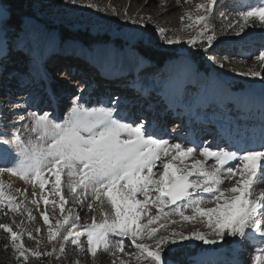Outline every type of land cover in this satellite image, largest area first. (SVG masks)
<instances>
[{
	"label": "snow or ice",
	"instance_id": "1",
	"mask_svg": "<svg viewBox=\"0 0 264 264\" xmlns=\"http://www.w3.org/2000/svg\"><path fill=\"white\" fill-rule=\"evenodd\" d=\"M68 2L76 4L77 0ZM216 3L217 0H207L197 5V11L203 14L195 19L190 14L187 16L191 23L184 31L190 30L195 36L186 43L193 48L207 51L212 47L216 36L209 28V20ZM35 6L36 0H29L28 7ZM87 6L96 7L94 4ZM14 9L11 0H0V78L4 80L9 76L18 79L10 70L9 59L12 50L20 46L19 32L30 28L35 19L34 13L26 15L18 31L13 33V28L17 27ZM237 16L238 35L250 22L264 25V0L244 7ZM181 19L183 21L184 17ZM158 32L165 36L168 45L182 43L179 37L167 38L164 28H159ZM126 42L135 52L137 67L148 64L156 55L152 51V37L146 34L130 35ZM178 51L174 50L173 54ZM257 59L264 62V52ZM31 63L27 75L34 91L29 95V104L38 108L27 111L28 121L21 125L26 138L0 132V174L10 173L33 187L38 185L43 204H52L53 215L58 207L60 217L52 224L47 209L41 214L48 226L49 242L58 241V247L54 245L51 251L26 247L22 227L17 232L10 224L0 223L20 264H29L30 257H52L54 253L59 260L66 254L69 243L81 248L80 237L73 231L80 220L74 209L80 205L94 210L97 202L103 221L98 223L93 217L92 224L83 229L88 252L93 258L97 257L98 250L117 257L125 251V241L130 240L138 262L178 264L172 259L177 251L174 245L183 241L223 244L227 236L233 238L228 242L238 249H243L245 242L255 245L252 264H264V191H254L257 186L264 185V135L258 143L246 142L245 147L235 150L169 141L157 135L151 120L131 111L128 97L113 93L103 101H92L91 97L85 99L87 93L75 94L70 103L64 104L57 94L43 87L47 74L40 70L36 61ZM238 74L264 80V75L255 70ZM57 106L62 108L59 116ZM14 141L18 148L15 155L10 148ZM196 156L204 160L195 159ZM188 160L194 161L190 171L185 165ZM208 161L212 163L206 167ZM225 181L234 183L225 188L222 187ZM49 184L59 201H50L43 195ZM64 185L73 198L67 215L69 200L64 194ZM32 196H37V192L33 191ZM31 202L38 204L36 199ZM105 203L110 205L111 213L104 210ZM210 203L216 206L203 207ZM22 207L11 189L6 194L4 183L0 182V213L20 212ZM153 208L155 215L151 211ZM186 211L193 215H185ZM28 215L34 219L31 212ZM197 219H204L211 232L192 231L185 235L173 227ZM170 228L169 235L162 234ZM27 236L34 239L30 231ZM144 241L154 243L149 245ZM4 247L8 248V244ZM113 264L127 262L116 259ZM235 264L244 262L237 260Z\"/></svg>",
	"mask_w": 264,
	"mask_h": 264
},
{
	"label": "rangeland",
	"instance_id": "2",
	"mask_svg": "<svg viewBox=\"0 0 264 264\" xmlns=\"http://www.w3.org/2000/svg\"><path fill=\"white\" fill-rule=\"evenodd\" d=\"M126 1L127 0H77L76 4H72L68 2V0H36L35 8H30L29 14L34 13L35 15V19H33L31 23H46L48 25V28L45 24L43 25V27H45L51 35L55 34L56 36H54V41L44 42L42 39H39V44L36 45L34 43H31L26 47L30 51H34L37 48V50H40L45 53L47 57L50 56V59H63L64 64H59L62 67L60 68L59 66L58 71H55L53 73L51 72L52 80H56L58 76L63 77L62 81H56L57 85H61L66 80V78H69L68 82L66 83H72V79L80 80V83L77 82V84L79 83L78 86L77 84H75L76 88H71L69 86L68 90H70V93H68L69 91L65 90L64 88L57 87V85L55 84L56 93L59 92L61 94V91L65 90V95L63 96H66V101L63 102L64 104L70 103V98L73 95L81 94L78 89L82 88L81 86L87 84L88 80L86 79L87 75L85 71L88 66H91L90 64L96 65L97 67H99L100 70V66L90 62L92 60L86 58L87 56L82 57V59L84 61L88 59V62H90L88 66L83 67L81 65V68L77 67L75 71H69V67L73 65L71 64V62L68 61H71L72 58L79 57V54L83 56V53H95L98 47L113 44L116 47L118 46L117 48L115 47V49L120 52L121 56L126 57L127 60H131L133 64H136L134 59L135 52L132 46L126 42V37L131 35L132 28L136 30L148 29L151 30L152 33V35L150 36L152 37L153 41L152 48L174 55L176 58L171 61H175L177 59H180L181 57L186 56L196 66V74L200 83L198 85L200 92L196 97L195 103L191 105L193 106V109L191 113H189L190 117H198V119L200 120L201 118H203L204 121H208V119L217 120L219 118L220 120H223L225 118L230 123L236 122L237 124H243L244 126L248 125L249 119H251V121H254L256 123V125L254 126H264V91H258L254 89V85L252 84V79L254 78L252 76H241L238 74L241 72H248L249 70L255 69L256 71L258 70L262 75H264V62H261L259 59H257V57L262 52H264V25L260 24L259 22H250L247 26H245L244 31L238 35L237 31L239 25L236 23L239 20V17L237 16L238 11L243 10L244 7L259 4L261 0H247L246 4H242L238 0H217V3L213 8L212 16L209 20V28L211 31L215 32L216 38L213 41L212 47L208 48L207 51H204L198 47L193 48L192 46L188 45L186 41L190 38H193V36H195V33H192L190 30L188 32L184 31L187 25L191 23V21L187 19V16L190 14L193 19H195L198 15L203 14L197 11V5L205 4L207 3V0H190V2L189 0H170L171 4L173 5V8H177L174 10V15L172 14V11H170L166 15H159L157 11L160 7H158L157 5L155 7L150 6L149 8H144L142 5L140 8L135 7L137 4L139 5L144 3V6H147L153 2L156 3L155 0H131V7L129 6V4H125ZM88 4H94L96 5V7L90 8L87 6ZM113 9L115 10V12L113 11ZM182 17H184L183 21L181 19ZM240 22L242 23V21ZM229 25L232 26L230 27ZM54 27H58L57 29H60L61 27L71 32H81L89 34L93 38L104 39L105 41H108V43H103L92 47H86L85 45L78 42H65L60 38L61 36L59 32L56 31ZM53 28L55 30H53ZM159 28L165 29V35L167 36V38H172L173 36H176L182 40V43L178 45H168L166 43L165 36H161L159 34ZM13 33L16 32L13 31ZM24 39H27L26 33L24 31L19 32V40L22 41ZM251 42L255 43L256 45ZM38 45L41 46V49H38ZM251 46H256L257 52H255V49L253 47L252 49H250ZM108 49L111 50L110 48ZM88 50H90L91 52ZM174 50L179 51L176 54H173ZM71 54L73 57L66 56ZM10 57H12V55ZM107 58H109V60L106 61L105 66L109 68L115 67L114 62L116 56L114 55V53H109L107 55ZM11 59L15 60L13 58ZM27 60L36 61L35 58L31 57H28ZM54 62L55 61L53 60V64L57 65ZM14 63L15 62H13L12 64ZM16 64H18L17 66L20 72L22 73H26L27 70H29V67L27 65L32 66V64L29 63L27 65L22 64L21 61ZM254 64L256 65L253 68ZM10 65L11 64L9 63V66ZM221 65H223V67H221ZM14 68L15 67H11L10 69L15 70ZM165 70V67L159 68L155 64L149 62L138 71L139 76H141V81H138V83L135 82L134 85L138 86V84H142L143 88L141 89L147 90L149 88H152L148 87V85L153 84V95L158 98H162L168 92H173L172 95L170 94V97L174 99V96H176V99H174L176 100V103H174L173 107L176 112L175 114H177L179 118V115L181 113V110H179V101L183 100L182 96H184V94L187 96L190 94V92H193L192 90L194 88L187 86L183 89L184 93L169 89L164 92L162 88L170 81V74L168 71ZM68 72H74L73 74H78V76L73 77ZM215 73L217 74V81L210 79V77L214 76ZM83 78L85 80H83ZM3 80L4 79L0 78V81L3 82V89L5 88L7 91L10 92V86H14L12 80L9 77L6 79L7 82ZM28 81L29 77L23 80L22 82L27 83ZM101 82L102 81H98L99 84H101ZM111 83L113 85V87H111L113 91L110 92V95L114 92H119L118 94L122 96L123 94L129 92L130 87L127 81L120 86L118 85L117 88L122 89L121 92L120 89L116 90L114 88V81H112ZM205 83H209L207 94L206 87L203 86ZM64 84L62 85L64 86ZM183 84L184 82L181 81L180 85L183 86ZM218 87H220L221 89H219ZM262 88H264V85H262ZM228 89L232 91V93L230 94V99H228L226 96V92L229 93ZM29 90L30 89H28L27 91ZM96 92L98 94L100 93V96L104 93L103 89H98V91H95L93 93L96 96ZM3 93L7 94L8 101L10 100L9 98H12V96L15 95L11 93L9 94L8 92ZM23 93L24 89L19 88V91L16 94ZM66 93H68V95H66ZM82 93H84V90L82 91ZM5 94L1 98V100L6 98ZM24 94L20 97H23ZM245 94H248L249 96L251 95L253 97L254 102H250L249 100H244L243 102H240L242 99L241 97ZM95 95H92L94 96L93 99L100 98L99 95V97L97 96V98ZM239 95L241 96L238 100ZM13 99L14 102L10 106L12 110L9 111L8 115L12 116V123L14 125L11 127H5V124H0V132H5L4 130H6L5 133H8L9 136L15 134L19 135L21 138H26L25 129L21 127V125L26 124L28 121V117L26 116L27 111L36 110L38 106L34 105L33 107L27 108L24 104L18 103L16 97ZM21 99L23 102H25L26 99H29V96L25 99ZM230 100L232 102V106L230 105V103L228 104ZM236 100L240 103V105L236 102ZM168 102H170L172 105V99H170ZM168 102L165 101V103ZM3 103H5L3 107L6 108V100ZM148 103L149 102H146V106L142 108L143 110H145V112L141 113V115L147 117V115L151 114L154 119L155 117L157 120L160 119V114L163 112V109L161 110V108L165 109V106H153L151 105L153 104V102H151V104L147 106ZM243 104L245 105V113H248L250 118H248V116H246L245 113L242 111ZM132 106H134V104H132ZM204 108L207 110L205 112L203 111L205 113L203 115L201 114L203 113L201 111ZM150 110L153 112H151ZM195 110L197 111V113H195ZM59 111H61V108L59 109ZM254 111L256 112L255 114L252 113ZM239 114H241L242 118L245 117V119H240ZM141 115L139 114V116ZM168 115L173 117L174 114L170 113ZM151 116L149 117L151 118ZM206 116L213 118L206 119ZM150 118L148 119L150 120ZM169 119L171 118L169 117ZM0 120L1 122L3 121L2 119ZM169 121L170 120H167V122ZM173 122L168 123L167 125V129L169 128L170 132H172L174 129ZM201 124L202 122H200V125ZM153 129L154 131H156V126ZM202 129L203 128L201 127V131ZM209 131L210 134L213 131V128L211 127ZM239 136L240 139H242L243 141L248 140L249 142L254 143H258L260 141L259 139H261V136L257 138L258 135L249 136L244 132H241ZM188 141H190V139ZM200 144L203 143L200 142ZM10 148L13 154L15 155V153L18 151L17 142L14 141L13 144L10 145ZM221 148L225 149V147ZM195 159L204 160V157L196 156ZM193 162V160L185 161V165H187V169L189 171L191 170V165ZM211 163L212 161H208L206 167ZM177 164H179V162H177ZM185 165L179 166L184 167ZM63 179H66V177H64ZM0 182H3L5 185L6 194L8 193L10 188L11 191L17 197V203H21L23 205L20 212L9 211L7 212V215L0 213V223L10 224L13 230L17 232H20L22 227L24 230L23 242L25 243L26 247H38V249L41 251H51L54 245L58 247V241L49 242L48 226L44 224L41 215L47 209L50 216V222L52 224H55L56 219L60 217L58 207L56 209L55 215H53L52 204H49L47 206L43 204L38 185L33 187V185L26 183L17 176H12L10 173L0 174ZM233 183L234 181H225L222 187H231ZM50 189L51 184L46 186L43 195L48 196V199L50 201H59V197L54 195L50 191ZM260 190L264 191V185H259L254 189L255 192H259ZM33 191L37 192V196H32ZM64 194L69 200V205H66L65 212V215H67V210L71 206V201L73 198L71 194L67 191L66 185H64ZM140 198L142 199V197ZM33 199H36L38 201V204H33L31 202ZM215 206V203L203 205V207L205 208H212ZM100 207L101 206L99 202H97L93 205L94 210H88L86 207H82L80 205H77L74 209V211L79 213L80 220L78 222L77 227L73 231L74 234H77L80 237L81 248H77L76 246L69 243L68 245H66V254L64 256H61L59 260H57V254L54 253L52 257H30L29 264H113V261L116 259L124 260L127 262V264H147L146 260L140 262L136 260L134 255L136 250L134 246H130V240L125 241V251L123 253H118L117 257H113L103 250H98L96 258H93L90 255L87 249L86 234L83 232V229L86 226L92 224L93 217H95L96 222L98 223L103 221L104 217L100 212ZM103 208L106 212L111 213L110 205H108L107 203L103 205ZM151 211L153 215L156 214L154 208ZM29 212H31L32 217H34V219L29 218ZM185 215H193V213L191 211H186ZM172 219L179 221L181 218L172 217ZM143 222L144 221H142V223ZM173 227H175L177 231H182L185 235L189 234L192 231H202L206 234L211 232V229L207 228L206 221L204 219H197L190 223L181 222L180 224L175 225ZM37 228L40 229L39 233L36 232ZM171 230L172 229L170 228L168 232H163L162 234L169 235ZM29 231L32 233L34 239H28L27 233ZM209 238L212 237L209 236ZM232 239L233 238L226 236V243H217L215 245L204 244L200 241H183L181 243H178L177 245H174L173 247H175L177 251L179 250L180 252L185 253L188 256V258H184V262L188 264H199L200 262V264H235L237 260L244 262V264H252V255L255 245H250L245 242V247L243 249H238L235 244L228 242ZM37 241H39V244H37ZM144 242L148 243L149 245L154 243V241ZM245 250L249 251V254L247 253L248 256L245 255ZM208 254H210V256H207ZM221 258L225 259L226 261H222Z\"/></svg>",
	"mask_w": 264,
	"mask_h": 264
},
{
	"label": "bare ground",
	"instance_id": "3",
	"mask_svg": "<svg viewBox=\"0 0 264 264\" xmlns=\"http://www.w3.org/2000/svg\"><path fill=\"white\" fill-rule=\"evenodd\" d=\"M149 1H153V0H149ZM155 1H156V3L153 2L147 6H144L145 4L143 3V4H139V5L137 4L135 7L140 8L142 5L144 8L145 7L149 8L150 6L155 7L157 5L158 7H160L157 11V13L159 15H166L170 11H172V14L174 15V13H175L174 10L177 8L176 7L173 8V5L171 4L170 0H155ZM242 1H245V0H242ZM125 4L126 5L129 4V6L131 7V0H127L125 2ZM186 9H187V7H186ZM44 24L46 25V27L48 26L46 23H44ZM44 24L41 22L37 23V24L31 23L32 26L30 28H26V30L24 31L27 35V39L20 41L21 42L20 46L16 47V49L12 50V53H11L12 57H10V59H9V63L11 65L9 67L10 68L15 67L14 68L15 70H11V69L10 70L12 71L13 74H15L18 77V79L14 80L12 78V76H9V78L12 80V83L14 84V86L9 85L10 86V92L7 91L5 88H4L5 90L3 89V82L0 81V89H1L0 90V119L3 120L2 122L0 120V122H1L0 124H5V125H7V127H11L14 125L12 123L13 122L12 116L8 115L9 111L12 110L10 106L14 102L13 98L16 97L17 102L24 104L27 108L34 106V105L29 104V99L25 100L26 104L21 99V98L25 99L26 97H28L30 95V93L34 91V88L30 87V80L27 83L22 82L23 80L28 78L27 73L29 72V70H27L26 73L20 72V70L17 66L18 64H16V63H19L21 61L22 64H26V65L28 63L32 64L31 61H33V60H27V58L28 57L35 58L40 70L47 74V80L44 82L43 87L47 88V89L51 90L52 92H54L55 94H57V96L63 102L66 101V98H65L66 96H63V95H65L64 91L67 90V91H69L68 93H70V90H68L69 86L71 88H73L76 86L75 84H77V82L80 81V80H74L71 78L72 83H66V82H68V79H69V78H66V80L62 83V84L65 83L64 84L65 87L62 84L57 85L56 81H62L63 77L58 76V78L56 80H52L51 74L53 72L59 70V66H60L59 64H62V65L64 64L63 59L58 58V59H56L57 60L56 61L55 59H50L49 58L50 56L47 57L45 55V53H43L40 50H37V48L34 51H30L26 47V46L30 45L31 43H34L36 45L39 44V41H38L39 39H42L44 42L54 41V39H55L54 36H56V35L55 34L51 35L49 33V31L45 27H43ZM153 26H155V25H153ZM145 34L148 36H151L152 35L151 30H148V29L136 30V29L132 28L131 35L139 36V35H145ZM251 43H253V42H251ZM253 44L256 45L255 43H253ZM105 46L98 47L95 53H92L90 50H88L91 52V54L83 53L82 54L83 56H81L79 54V57L72 58L71 61H68V62H71V64L73 65V66L69 67V71L70 70L75 71L77 69V67L81 68V65L83 67H87L90 62L95 63L98 66H100V70H99V67H97L96 65H92V64H90L91 66H88L86 68L85 73L87 75L86 79L88 80L87 84L86 85L82 84L83 85V86H81L82 88L78 89L79 92L81 93V95H84L85 93H87V95L85 96V99H88L89 97H91L92 101H95L97 99H100L101 101H103L107 98V96L110 95V92L113 91L111 89V87H113V85L111 83L112 81H114V83H115L114 88L116 90L120 89V88H117L118 85L120 86L127 81L129 83L130 89H129L128 93L123 94L122 96L129 98V104L131 106V111H133L137 116H139V114L141 115V113L145 112V110H143L142 108L144 106H146V102H149L147 104V106H149V104H151V102H153V104H151L153 106H155V105L162 106V107L165 106V109L161 108V110L163 109V112L160 114V119L157 120L156 117L154 116L158 122L151 116V114L147 115V118H150L149 116H151L150 120L152 121L153 128L156 126L155 132L157 133V135L163 136L165 139H168L170 141L183 142L185 144H193V145H200V142H202L203 144H208V145L213 146V147L217 146V145L220 148L225 147V150H228V149L235 150L238 147H240V148L245 147L246 142H249L248 140L243 141L242 139H240L239 134L241 132H244L245 134H247L249 136L258 135L257 138L259 136L264 135V126L263 125L258 126V127L254 126V125H256V123L254 121H251V119H249L248 125L244 126L243 124H237L236 122H233V121H232L233 123H230L225 118L223 120L222 119L220 120V118L217 120H213V119L209 120L208 118H213V117H207L206 116V119H208V121H204L203 118H201V120H200V119H198V117L192 118L189 116V113H191V111L193 109V106H191V105L195 103L196 97H197L198 93L200 92V89L198 88V85L200 83L198 80V76L196 74V70H197L196 66L188 59V57H186V56L181 57L180 59H177L175 61L168 62L167 65L164 66L166 69L165 71H168L170 74L169 83L166 84L162 88L164 92L169 89V90H174L177 92L179 91L180 93H184L183 89L185 87L190 86L191 88L192 87L194 88L192 90L193 92H190V94L187 96L184 94V96H182L183 100L179 101L180 102L179 110H181V113H180L179 118H178V115L175 114L176 112H175L174 107H173L174 103H176V100H174V99H176V96H174V99L172 97H170V94L172 95L173 92H171V93L168 92L162 98H158V97L153 95V91H154L153 84H149L148 87H152V88H149L147 90L141 89V88H143L142 84H138V86L134 85L135 82L138 83V81H141V76H139L138 71L141 68H143L144 65L137 67V65L133 64L131 62V60H127L126 57L121 56L120 52L115 49L116 46L113 44H108ZM252 47L255 49V52H257L256 51L257 47L251 46L250 49H252ZM108 48H110L111 50H109ZM243 48H244V46H243ZM38 49H41L40 45H38ZM71 51H72V49H71ZM68 52H70V51H68ZM111 52L114 53V55L116 56V59L114 62L115 67L109 68V67H106L105 64H106V61L109 60V58H107V55ZM182 55H188V54H182ZM66 56L73 57L72 54L66 55ZM82 57L89 58V60H92V61L88 62V59H86V61H84L82 59ZM11 58H13L15 60H12ZM20 59H22V60H20ZM79 59H82V60H79ZM53 60L55 61L54 63H56L57 65L53 64ZM13 62H15V63L12 64ZM255 65L256 64H254L253 68L255 67ZM27 66L29 67V69L32 67L31 65H27ZM61 67L62 66H60V68ZM253 70H255V69H253ZM73 73L74 72H70L69 74L73 77L78 76V74L75 75ZM33 74H35V73H33ZM253 78L254 79H252L253 80L252 84L254 85L253 86L254 89L258 90V91H264V88H262V85H264V83H261V82H264V80L260 79L259 77H253ZM210 79L217 81L218 80L217 74L215 73V75L211 76ZM83 80H85V79L83 78ZM3 81L7 82V80H3ZM98 81H102L101 84H99ZM181 81L184 82L183 86L180 85ZM79 83L77 84V86L79 85ZM55 84L57 85V87L64 88L65 90L61 91L59 89L62 93L61 94L59 92L56 93L55 92V89H56ZM15 85H17V86H15ZM208 85H209V83H205L203 85L206 87V94L208 93ZM19 88L24 89V93L26 92L25 94L23 93L24 94L23 97H20L23 94H16V93H18ZM218 88L221 89L220 87H218ZM28 89H30V90L27 91ZM98 89H103V92H104L101 96L99 95L100 93L98 94L96 92L97 96L99 95L100 98H97V96L95 94H93L95 91H98ZM83 90H84V93H82ZM131 90H133V92H135V93L131 94V92H132ZM228 90H229V93L226 92V96L228 99H230V97H231L230 94L232 93V91L230 89H228ZM121 91H122V89H120V92ZM3 92H8L9 94L11 93V94H15L18 96L13 95L12 98H9L10 100L8 101L7 94H5ZM27 92H29V93H27ZM68 93H66V95H68ZM118 93L119 92H117L115 94H118ZM4 94H5L6 98L1 100V98L4 96ZM91 94L95 95L97 99H93L94 96H92ZM240 96L241 95L238 96V100H239ZM241 98L242 99L240 102H243L244 100H249L250 102H254L253 97L251 95L249 96L248 94L243 95ZM170 99H172V105L170 102H168ZM5 100L7 103L6 108L3 107V105L5 104L3 102ZM165 101L168 103H165ZM236 102L239 103L237 100H236ZM229 103L232 106L231 100H230V102H228V104ZM132 104H134V106H132ZM135 104H137V105H135ZM239 105H240V103H239ZM60 108H61V106H57V109H56L58 116L61 112V111H59ZM135 108H139V109H135ZM61 110H62V108H61ZM206 110L207 109L204 108L201 112H203V111L205 112ZM242 111L244 113L246 112L244 104H243ZM151 112H153V111H151ZM204 112L201 114L204 115L205 114ZM10 113H12V112H10ZM170 113L174 114L173 117L168 115ZM195 113H197L196 110H195ZM252 113L255 114L256 112L254 111ZM239 115H240V119H241L242 118L241 114H239ZM245 115L248 116V118H250L248 113H245ZM169 117L171 119H169ZM221 118H223V117H221ZM242 119H245V117ZM167 120H170V121L167 122ZM173 121H176V122H173ZM171 122L174 123L173 124L174 129L172 132L169 131V128L167 129L168 123H171ZM200 122H202L201 125H200ZM165 125H166V127H165ZM212 125L215 126L216 130L212 131L209 134V132H210L209 129H211ZM201 127L203 128L202 131H201ZM248 128L249 129L251 128V133L247 132ZM4 131L6 132V130H4ZM218 131H220V133H218ZM225 138H232L235 140V142L232 145L233 148L228 147V145L224 142ZM189 139H190V141H188ZM236 142H237V144H235ZM233 163H235V162H233ZM262 163H264V162H262ZM91 212H93V211H91ZM247 253L249 254V251H246V254H245L248 256ZM221 259H222V261H226L223 258H221Z\"/></svg>",
	"mask_w": 264,
	"mask_h": 264
},
{
	"label": "trees",
	"instance_id": "4",
	"mask_svg": "<svg viewBox=\"0 0 264 264\" xmlns=\"http://www.w3.org/2000/svg\"><path fill=\"white\" fill-rule=\"evenodd\" d=\"M11 2L15 5L14 14H15V24L17 27L13 28V31L17 32L20 26V21L24 19L26 15H29L30 8L28 7L29 0H11ZM56 31L59 32L60 38L63 41H73L78 42L86 47H92L100 44L108 43L104 39H96L91 37L89 34L81 33V32H71L69 30H65L60 27H54ZM53 28V30H55ZM152 51L156 53V55L150 61L155 64L159 68H163L167 62L175 59L174 55H171L167 52H162L160 50L152 48ZM8 244V248H5L4 245ZM181 253V254H179ZM184 258H188L185 253L180 252L179 250L173 254L172 259L174 262H178V264H188L184 262ZM0 264H20V261L16 259V254L11 248V244L9 243L8 234L0 229Z\"/></svg>",
	"mask_w": 264,
	"mask_h": 264
},
{
	"label": "water",
	"instance_id": "5",
	"mask_svg": "<svg viewBox=\"0 0 264 264\" xmlns=\"http://www.w3.org/2000/svg\"><path fill=\"white\" fill-rule=\"evenodd\" d=\"M207 256H210V254H208Z\"/></svg>",
	"mask_w": 264,
	"mask_h": 264
}]
</instances>
